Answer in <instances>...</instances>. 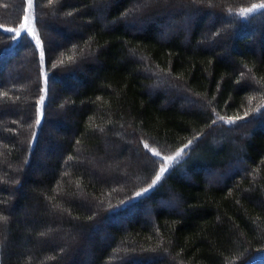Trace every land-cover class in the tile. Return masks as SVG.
Returning a JSON list of instances; mask_svg holds the SVG:
<instances>
[{
	"label": "trees",
	"instance_id": "obj_1",
	"mask_svg": "<svg viewBox=\"0 0 264 264\" xmlns=\"http://www.w3.org/2000/svg\"><path fill=\"white\" fill-rule=\"evenodd\" d=\"M140 2L0 0V264H264V0Z\"/></svg>",
	"mask_w": 264,
	"mask_h": 264
},
{
	"label": "rangeland",
	"instance_id": "obj_2",
	"mask_svg": "<svg viewBox=\"0 0 264 264\" xmlns=\"http://www.w3.org/2000/svg\"><path fill=\"white\" fill-rule=\"evenodd\" d=\"M215 1H217V0H215ZM147 4H146V0H142V2L139 3L140 6L138 8L136 7L135 10H138V12H139V10H142V9L146 8L145 5H147ZM207 6H209L210 9H212V7H213V9H215L214 8L215 5H212V3L211 4H207ZM257 7L260 8L262 6H252V7L248 8V9L244 10L240 14L242 16H246L248 13H251V12L255 11L257 9ZM140 13H142V11H140ZM51 20H53V16H52ZM135 23L136 24H140L139 21H135ZM27 24H29L30 26L32 25V19L31 18L27 19ZM51 26H53L54 28L61 27L62 29H68L69 25L66 24V23H61L60 25L52 24ZM31 29H33V28L31 27ZM19 32H22V31L18 30V33ZM32 37H34V33L32 34ZM48 37L51 38V37H54V36L48 35ZM56 37H57V40L59 42L62 41L63 37L57 36V35H56ZM32 80H33V76H32ZM182 92H184L183 88L179 87L177 89V94H176L177 97L178 96L182 97V95H180V94H182ZM198 106H200L203 109L207 108L206 103H204V102H202ZM244 121H245V118H242V119H228V118H224V117H216L212 121L211 126L209 128V130L212 129V131L208 132V138L209 139L212 138V140H213V136H215L219 132H222V134H226L227 133L229 135H233V131H230L231 129H233V128H231V126H235L236 124L244 122ZM223 126H228L230 128H229L228 131H226L225 128H223ZM239 132L240 131H238L236 133H239ZM236 133H234V134H236ZM119 141L121 142L122 139H119ZM122 142L125 143V141H122ZM184 152L185 151H183L182 153L179 152L180 153L179 156L176 155L178 152L176 154H172V155L159 156V159L162 161L161 162V169L163 168V169L166 170L170 166V164H172L174 161L183 158L184 155H186ZM126 153H127V155L125 156V159L120 161L119 166H118V164H116V162H114V163L112 162L113 165L112 164H108L109 166L105 167V171L104 170L100 171L99 169H97L94 166V164H91V167L90 166L89 167L95 172V174L97 173V174H100L99 176H107L111 180H113V178H115L116 181H121L122 179H124V178H126L128 176H130V177L132 176V178H133L132 180L133 181L141 180L143 178V176H142V174H140L141 171L139 170V165H150V164L144 159L145 156L143 155V153L140 150H137V146H134V148L129 146ZM168 157H173L174 159L168 160L167 159ZM233 165L234 164H231L230 167H233ZM158 175H160V172H159ZM224 175H226L225 172H222V173L221 172H211V173L208 172V177H210L211 181L218 180V178H220V177L222 178ZM155 178H156V176H155ZM261 256H264V250L256 253L254 255V258H260Z\"/></svg>",
	"mask_w": 264,
	"mask_h": 264
},
{
	"label": "snow or ice",
	"instance_id": "obj_3",
	"mask_svg": "<svg viewBox=\"0 0 264 264\" xmlns=\"http://www.w3.org/2000/svg\"><path fill=\"white\" fill-rule=\"evenodd\" d=\"M37 123H39V121H37ZM145 147H147V145H145ZM157 155H158V153H157ZM176 155L179 156L180 153L178 152ZM167 159H168V160H172V159H174V158H173V157H168ZM164 171H165V169H163V168L160 170V175H157L156 178H155V180L152 181V184H153V185H154L157 181H159V180L161 179V175L163 174ZM145 191H147V190H145ZM138 195H139V194H138Z\"/></svg>",
	"mask_w": 264,
	"mask_h": 264
}]
</instances>
